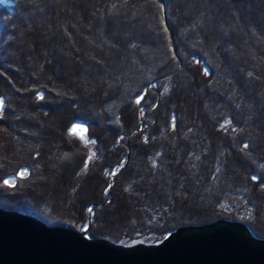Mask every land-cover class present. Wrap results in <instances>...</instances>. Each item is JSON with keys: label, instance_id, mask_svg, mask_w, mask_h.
I'll use <instances>...</instances> for the list:
<instances>
[{"label": "trees", "instance_id": "16d2710c", "mask_svg": "<svg viewBox=\"0 0 264 264\" xmlns=\"http://www.w3.org/2000/svg\"><path fill=\"white\" fill-rule=\"evenodd\" d=\"M0 101L1 208L123 245L264 238V0H0Z\"/></svg>", "mask_w": 264, "mask_h": 264}, {"label": "water", "instance_id": "95a60500", "mask_svg": "<svg viewBox=\"0 0 264 264\" xmlns=\"http://www.w3.org/2000/svg\"><path fill=\"white\" fill-rule=\"evenodd\" d=\"M86 230L0 207V264H264V238L240 221L181 226L156 244L123 245Z\"/></svg>", "mask_w": 264, "mask_h": 264}, {"label": "rangeland", "instance_id": "374dc122", "mask_svg": "<svg viewBox=\"0 0 264 264\" xmlns=\"http://www.w3.org/2000/svg\"><path fill=\"white\" fill-rule=\"evenodd\" d=\"M28 172H29L28 169L23 167L22 169L18 170L17 177L19 178L25 177L26 175H28ZM5 180L9 181L8 183L9 185H13L16 182V177L8 176Z\"/></svg>", "mask_w": 264, "mask_h": 264}, {"label": "snow or ice", "instance_id": "6c2138e0", "mask_svg": "<svg viewBox=\"0 0 264 264\" xmlns=\"http://www.w3.org/2000/svg\"><path fill=\"white\" fill-rule=\"evenodd\" d=\"M137 103H139V100H137ZM2 106H3V101H0V107H2ZM77 129H79L80 132L86 131V129H84L83 126H81V125H73V127H72V129L70 131L75 132ZM81 139H83V137H81ZM85 142L87 143V141H85ZM253 179H256V178L253 177ZM4 183L8 184L9 181L5 180Z\"/></svg>", "mask_w": 264, "mask_h": 264}]
</instances>
